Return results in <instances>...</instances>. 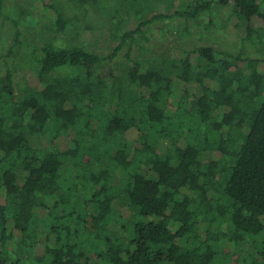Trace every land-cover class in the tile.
<instances>
[{
    "label": "trees",
    "instance_id": "16d2710c",
    "mask_svg": "<svg viewBox=\"0 0 264 264\" xmlns=\"http://www.w3.org/2000/svg\"><path fill=\"white\" fill-rule=\"evenodd\" d=\"M34 1L55 20L29 43L35 75L0 69V264H264V56L107 64L156 19L214 3L261 47L264 0H189L131 31L117 4L149 9L133 0ZM100 11L120 40L109 55L82 39ZM15 14L8 57L36 27Z\"/></svg>",
    "mask_w": 264,
    "mask_h": 264
},
{
    "label": "rangeland",
    "instance_id": "374dc122",
    "mask_svg": "<svg viewBox=\"0 0 264 264\" xmlns=\"http://www.w3.org/2000/svg\"><path fill=\"white\" fill-rule=\"evenodd\" d=\"M136 1L135 7H147L144 10L143 17L135 14L134 9L131 11L124 9L128 4L119 2L118 7L123 11V18L131 16L129 22L125 26V30H135L145 18L152 17L156 13L167 14L187 4L189 0H133ZM51 2V0H50ZM213 4L212 11H204L196 18H186L178 16L176 18H158L149 25L142 27V30L135 34L134 40L129 39L124 45L120 53L113 61H108L107 64L118 70L126 69L133 64L135 60L141 61L146 67L158 63L164 59H184L191 54L192 61L197 64L200 56L198 50L203 46H213L223 55V52L238 54H260L264 56V43L258 47L257 42L247 39V32L244 24L239 28H235L233 18L222 16L219 6ZM113 5V3H111ZM143 5V6H142ZM19 6L30 11V16L25 22L33 21L34 30L27 31L25 24L21 25V40L24 42L20 49H16L14 57L6 56L10 46L14 43L16 27L12 18ZM15 16H17L15 14ZM30 19V20H29ZM54 14L49 8L43 7L39 2L34 0H5L2 9L0 10V69L5 72L7 67L13 65L16 69L15 83L21 84L25 79L34 76L29 65L30 52L32 48L29 46L38 36V28L45 25L53 24ZM90 29L85 28V23L82 24L83 31L82 39L89 45L92 51L109 55L120 43V40L115 38L114 24L105 16L104 11L93 12L92 16L87 19ZM211 21V22H210ZM41 31V29L39 30ZM27 37V38H26ZM255 37H257L255 35ZM37 44H41L38 40ZM27 57V58H26ZM224 57V56H223ZM7 63V64H5ZM123 145L124 141L120 140ZM107 159H104L106 163ZM262 242L258 245L247 243L243 246V252H256ZM244 255V254H243Z\"/></svg>",
    "mask_w": 264,
    "mask_h": 264
}]
</instances>
